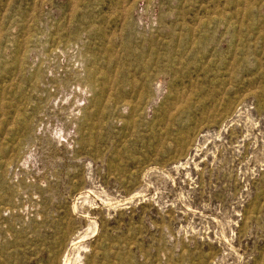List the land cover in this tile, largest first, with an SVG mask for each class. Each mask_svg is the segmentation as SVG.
<instances>
[{
    "label": "rangeland",
    "instance_id": "rangeland-1",
    "mask_svg": "<svg viewBox=\"0 0 264 264\" xmlns=\"http://www.w3.org/2000/svg\"><path fill=\"white\" fill-rule=\"evenodd\" d=\"M0 264H264V0H0Z\"/></svg>",
    "mask_w": 264,
    "mask_h": 264
}]
</instances>
